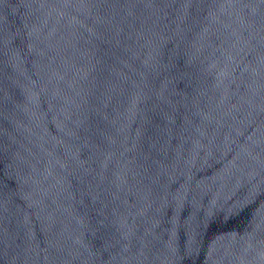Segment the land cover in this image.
Returning a JSON list of instances; mask_svg holds the SVG:
<instances>
[{
  "label": "water",
  "instance_id": "water-1",
  "mask_svg": "<svg viewBox=\"0 0 264 264\" xmlns=\"http://www.w3.org/2000/svg\"><path fill=\"white\" fill-rule=\"evenodd\" d=\"M0 264H264V0H0Z\"/></svg>",
  "mask_w": 264,
  "mask_h": 264
}]
</instances>
